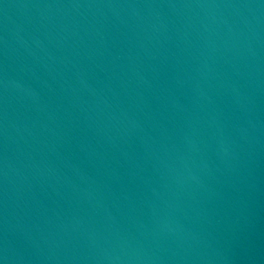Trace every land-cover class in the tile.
<instances>
[{
    "label": "water",
    "instance_id": "obj_1",
    "mask_svg": "<svg viewBox=\"0 0 264 264\" xmlns=\"http://www.w3.org/2000/svg\"><path fill=\"white\" fill-rule=\"evenodd\" d=\"M0 264H264V0H0Z\"/></svg>",
    "mask_w": 264,
    "mask_h": 264
}]
</instances>
